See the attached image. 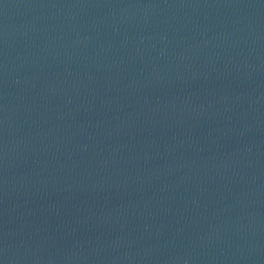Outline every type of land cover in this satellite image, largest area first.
<instances>
[{
	"label": "water",
	"instance_id": "1",
	"mask_svg": "<svg viewBox=\"0 0 264 264\" xmlns=\"http://www.w3.org/2000/svg\"><path fill=\"white\" fill-rule=\"evenodd\" d=\"M0 264H264V0H0Z\"/></svg>",
	"mask_w": 264,
	"mask_h": 264
}]
</instances>
